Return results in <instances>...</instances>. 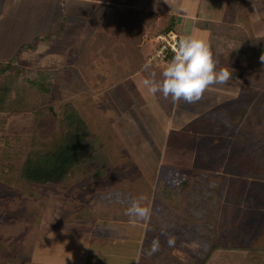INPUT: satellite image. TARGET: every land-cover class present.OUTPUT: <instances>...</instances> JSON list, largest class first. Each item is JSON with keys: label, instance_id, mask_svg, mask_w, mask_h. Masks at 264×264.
I'll list each match as a JSON object with an SVG mask.
<instances>
[{"label": "rangeland", "instance_id": "1", "mask_svg": "<svg viewBox=\"0 0 264 264\" xmlns=\"http://www.w3.org/2000/svg\"><path fill=\"white\" fill-rule=\"evenodd\" d=\"M259 14L260 20L244 22L250 41L245 53L237 51L232 40L216 38L212 44L195 36L213 47L218 68L227 67L232 78L209 87L206 96L188 106L182 119L190 118L188 122L179 120L169 99L148 92L143 84L147 76H122L129 71L128 55L111 65L99 53L92 63L86 58L88 66L82 72L76 55L92 36L82 33L75 43L74 36H65L61 44L39 50H19L28 45L30 35L0 42L2 60L18 52L16 67L34 71V77L35 72L53 73L50 92L32 108L0 112V264L28 262L39 244L58 246L60 238L72 233L67 228L99 237L98 222L80 219L96 210L119 216L141 195L146 196L142 206L149 207L159 222L160 244L168 246V236L176 238L175 246L166 249L179 264H201L213 243L220 249L206 264H248L247 250H264V60L258 54L264 49V7ZM99 20L91 23L92 30ZM139 20L146 21L143 16ZM258 23L260 27H254ZM154 24L148 29L152 31ZM254 33L262 38L256 40ZM150 38L141 45V53L150 69L163 71L166 64L148 62L156 47ZM71 45L74 53L68 51ZM87 51L84 57L96 53ZM251 52L259 60L239 61V55ZM65 104L86 124L96 142V158L59 184H30L20 175L21 165L30 153L54 147L56 142L50 140L64 130L57 118ZM166 127L165 154L156 156V164V137ZM114 226L101 227L107 235L101 231L103 241L93 246H128Z\"/></svg>", "mask_w": 264, "mask_h": 264}, {"label": "crops", "instance_id": "2", "mask_svg": "<svg viewBox=\"0 0 264 264\" xmlns=\"http://www.w3.org/2000/svg\"><path fill=\"white\" fill-rule=\"evenodd\" d=\"M202 1L203 0H0V42L8 43L9 41H13L15 36L22 34L23 36L30 35L31 39L28 44H31L37 38L48 36L52 21L58 11L63 9L65 23L61 34L57 38L38 43L35 50H39V47H43L46 44L54 45L57 43V45H59L65 40V36H68L69 38H71V35L74 36L73 39L75 43V38L79 37L80 34L82 36V33L83 36L87 35L91 37L95 31L92 30L93 26H91V23L95 22V20L98 21L109 6H114L121 12L126 10L142 12V14L147 15V19L154 20V27H151L153 30H147V36H153V38L149 39V42L155 39L156 36L163 34L162 30L169 23L170 19H173V30L180 36H202L203 40L207 38V42L210 41L214 44L218 42L217 39L219 42H225L226 37L229 34H232L234 32L233 30L236 28H239L242 32L245 31L249 37L248 31L243 28V26H245L244 22L249 19H251V21L254 19L260 20L259 11L261 10V6L264 7V0H205V4ZM18 26L19 29H16ZM96 26L97 25H95V27ZM251 26L253 27V25L248 27ZM254 27H260V24H255ZM254 34H256L254 37L262 38L261 33ZM212 48L213 47H211V50ZM70 49L73 53L75 52L72 45L69 46L68 51H70ZM14 56L15 54L11 56V59L14 58ZM2 58L3 57L0 55V61H5L2 60ZM214 58L216 59V57ZM162 72L163 71H157L156 68L150 69L149 67L136 72L129 79L141 74H144L147 78H152V74H155V80L160 82L163 79ZM157 94H159L161 98L160 93ZM161 99L163 100V98ZM171 103L174 112L176 113V111H179L177 115L179 120H182L184 117L183 115H186L188 112L187 107L190 105L193 106V104H187L183 100L176 104L172 101ZM190 120L191 119L189 118L182 121L188 122ZM169 123L167 126H172V123ZM176 124L178 125L179 123L176 122ZM167 131L168 128L166 127L164 133L156 137V140L158 141H155L158 142V146H160L156 147L157 153L154 159L156 160V164V156L159 155L160 158L162 153L165 154L163 148L165 144L164 141L168 134ZM177 135L180 136L178 133ZM132 136L137 139V135ZM158 143H155V145ZM152 169L154 170V165ZM90 213L91 215L89 214V217L80 220L85 221L89 219L91 222H98L100 233L102 231L101 227H106L109 223L113 224V227H116L114 224H117L119 231L123 234L122 239L128 246H93V244L98 245L96 240H99L100 242L103 241V237L104 235L106 236L107 233L102 231L104 235L101 236V234L98 233L99 237H97L96 234H92L85 229H76L78 227L73 229L67 228V230L72 231V233H67L64 238H60L62 239V242L58 243L59 245L61 244L60 246H53V244H45L44 246L39 244V246H34L31 257L26 263H180L178 260L170 258L171 255L167 254L168 252L166 249L168 246H163L162 244H160V250L158 252L152 255L148 254L152 240L154 238H159V242L161 240L159 236L157 237V234H159L157 232L158 229H160V226L158 221H154V219H157L154 214L152 216L153 218L150 216L149 219L144 220L143 223L136 222L133 224L131 221H118L114 219L116 218V214H112L106 210L90 211ZM123 215V213H120V216ZM92 219L102 220L97 221ZM148 220L152 221L148 223ZM80 223L82 224V222H79V224ZM132 229L134 230L132 231ZM152 234L155 235L152 237ZM142 237V244L139 246ZM130 244H132V246H129Z\"/></svg>", "mask_w": 264, "mask_h": 264}, {"label": "trees", "instance_id": "3", "mask_svg": "<svg viewBox=\"0 0 264 264\" xmlns=\"http://www.w3.org/2000/svg\"><path fill=\"white\" fill-rule=\"evenodd\" d=\"M138 16H143L146 20L145 23H142V20L140 22ZM146 18L147 15L142 14V12L134 10L121 12L116 7L109 6L100 18L89 44L76 55V65H80V68L83 67L81 71L84 72V66H88V62H85L86 58L92 63L91 60L97 58L100 53L102 56L99 58L104 57L112 61L111 65L115 64L114 60L125 58L128 55L130 65L127 70L129 71L123 73L122 76H131L145 69L146 58L141 53V45L146 41L148 27L154 21L150 20L149 22ZM64 23L65 14L62 9L58 11L52 21L48 36L37 38L33 43L21 46L19 50H34L38 43L57 38L63 30ZM130 23H133L131 29L126 27L127 25L130 26ZM173 23V19H170L162 33L173 30ZM235 30H239L240 33L233 34V32L226 37V40L230 42L232 40L234 42L232 44L233 47L240 53L241 51L245 53L249 47L248 45H250L248 44L250 41L247 42L249 37L245 31L242 32L239 28ZM255 39L260 40L261 38ZM87 50H95L96 53L92 57H84V54L88 52ZM258 54L264 55V49L259 50ZM17 55L18 52L14 58L8 61H0V112H9L14 109L21 110L24 107L30 109L33 104L38 103L41 96L48 95L50 92V78L53 73L49 71L35 72L37 74L34 77V71L18 68L13 64ZM239 56V61L250 60V58L259 60L257 55L254 56L252 52L244 57L242 54ZM119 73L120 71L116 74ZM24 74H27V79L25 80L22 79ZM160 95L162 96V94ZM168 99L170 102L172 101L171 97ZM49 112L52 114L51 109H49ZM66 115L68 116L66 117ZM57 119H59L61 127L63 128L64 126V130H60L59 138L53 137L50 140L51 143L56 142L54 147L30 153L21 165L20 175L30 184H59L77 171V168L84 167V165L94 161L96 158L98 152L96 142L91 138L84 121L70 104L64 105L62 112H60V117ZM184 184L185 182H182V186ZM174 209L178 211L179 207ZM120 213L124 214L125 212ZM114 219L126 221V218L120 215ZM128 221H131L130 217ZM137 222L143 223L144 220H138ZM219 249L220 247L213 243L201 264H206L210 260L211 255ZM246 254L248 264H264L263 249L251 248L247 250Z\"/></svg>", "mask_w": 264, "mask_h": 264}, {"label": "clouds", "instance_id": "4", "mask_svg": "<svg viewBox=\"0 0 264 264\" xmlns=\"http://www.w3.org/2000/svg\"><path fill=\"white\" fill-rule=\"evenodd\" d=\"M174 53L162 72V81L157 82L155 74H152V78L144 79L143 84L150 94L160 93L164 99L171 97L173 103L183 100L187 104H195L203 98L209 87L225 84L232 78V72L227 67L218 68V61L214 58L210 46L194 35L181 36ZM261 60H264V55ZM148 67L146 64L145 69ZM145 199L146 196L141 195L126 209L125 214L131 218L133 224L151 216V209L142 206ZM167 243L169 247H174L176 238L168 236ZM159 250V238H154L148 254L152 255Z\"/></svg>", "mask_w": 264, "mask_h": 264}, {"label": "built area", "instance_id": "5", "mask_svg": "<svg viewBox=\"0 0 264 264\" xmlns=\"http://www.w3.org/2000/svg\"><path fill=\"white\" fill-rule=\"evenodd\" d=\"M180 37L174 30L156 36V47L147 58L148 62L157 65L161 63L168 65L175 54L174 49Z\"/></svg>", "mask_w": 264, "mask_h": 264}]
</instances>
